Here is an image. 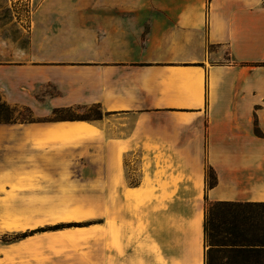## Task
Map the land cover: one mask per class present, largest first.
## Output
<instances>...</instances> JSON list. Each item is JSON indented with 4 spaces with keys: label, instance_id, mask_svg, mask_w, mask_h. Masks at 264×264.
I'll return each instance as SVG.
<instances>
[{
    "label": "crops",
    "instance_id": "1",
    "mask_svg": "<svg viewBox=\"0 0 264 264\" xmlns=\"http://www.w3.org/2000/svg\"><path fill=\"white\" fill-rule=\"evenodd\" d=\"M0 95L35 119L0 122V234L95 197L101 220L0 264H204L206 202H264V0H0ZM91 106L118 130L48 119ZM91 142L98 178L38 177Z\"/></svg>",
    "mask_w": 264,
    "mask_h": 264
},
{
    "label": "rangeland",
    "instance_id": "2",
    "mask_svg": "<svg viewBox=\"0 0 264 264\" xmlns=\"http://www.w3.org/2000/svg\"><path fill=\"white\" fill-rule=\"evenodd\" d=\"M14 0H11V3H13ZM122 116L114 117L112 115L104 113L100 108L97 106H91V107H78L73 109H58L55 110L50 117L49 120H81V121H88L92 122L98 119H102L105 122V126L108 130V132L117 131L118 127H120L121 123L123 122L124 118H119ZM132 116H128L127 119L128 125L130 126L132 123L133 118ZM30 110L28 108L22 107V106H12L9 104H6L2 100V96L0 95V122H6V123H17L19 121L21 122H28V121H34ZM92 141V140H91ZM90 152L85 150L84 152H80L79 154H74L68 156V158H65V163L62 164L60 167L61 170L54 172L45 171L42 175H38V177L42 178H98V164H97V149L94 147V143L91 142ZM130 161L127 162L128 165V178L131 180V182H135L138 178V173L136 169H134L133 164L136 163V155H130L129 156ZM132 163V165H131ZM130 164V165H129ZM40 174V173H39ZM32 174H27V177H30ZM36 174L33 175V177ZM93 190H97V188H92ZM77 199V198H76ZM79 200V199H78ZM60 210L64 207H69L68 213L65 215L66 220L65 221H55L51 223H46L41 226H37L32 229H26L24 231H14V232H8L4 234H0V242L4 244L8 243H14L21 239H24L25 237H28L30 235L34 234H43V237L40 241H43L44 243L51 242V241H64L68 238L70 241H75V235L73 236V232H82L83 228L89 227L92 224H97L101 220L99 219L100 216V203L98 201V198L95 197L94 199H91L89 202H75V203H58ZM51 221V219H50ZM55 225H59L58 228H55ZM63 230L66 234L63 238L59 237H51L50 234L52 232H55L56 230ZM26 233V236H23V234ZM70 235H68V234ZM60 234V233H59ZM95 241L98 242L97 237L95 238ZM32 242V241H31ZM206 251L209 249V241L207 239V242L205 243ZM30 251V250H29ZM44 257L46 256V252H44ZM212 256L207 259V264H219L220 263V254L219 253H212Z\"/></svg>",
    "mask_w": 264,
    "mask_h": 264
},
{
    "label": "trees",
    "instance_id": "3",
    "mask_svg": "<svg viewBox=\"0 0 264 264\" xmlns=\"http://www.w3.org/2000/svg\"><path fill=\"white\" fill-rule=\"evenodd\" d=\"M206 177L207 185H212L210 167ZM203 235L204 245L207 239L210 245L204 264L214 252L220 254L219 264H264V202H206Z\"/></svg>",
    "mask_w": 264,
    "mask_h": 264
},
{
    "label": "built area",
    "instance_id": "4",
    "mask_svg": "<svg viewBox=\"0 0 264 264\" xmlns=\"http://www.w3.org/2000/svg\"><path fill=\"white\" fill-rule=\"evenodd\" d=\"M22 1L24 2V4L27 3V6H30V0H14L13 4H18L20 2L21 4H23Z\"/></svg>",
    "mask_w": 264,
    "mask_h": 264
}]
</instances>
